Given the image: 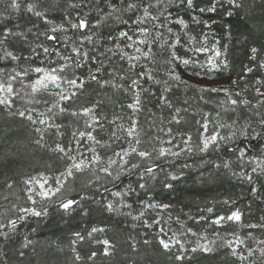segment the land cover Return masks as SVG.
<instances>
[{"label":"trees","instance_id":"obj_1","mask_svg":"<svg viewBox=\"0 0 264 264\" xmlns=\"http://www.w3.org/2000/svg\"><path fill=\"white\" fill-rule=\"evenodd\" d=\"M16 2L13 8L12 0H0V78L6 81L11 71L33 76L37 67L63 69L82 86L65 94L69 100L42 91L19 94L11 107L0 104V233H8L0 235V264H264V0H236L239 6L193 0L191 8L185 0ZM80 20L87 27L73 28ZM140 46L150 47L151 56L130 59ZM177 58L190 61L192 74L231 75L244 99L233 105L225 91L175 79ZM17 74L20 89L30 92ZM17 111L25 117L11 114ZM90 123L94 140L86 151L89 138L80 130ZM205 124L220 130L221 139L201 151ZM126 138L153 151L170 138L178 144L191 139L194 148L168 158L153 153L136 168L97 180L75 172L48 198L32 190L35 175H64L73 161L97 157L94 148L103 161L107 152L100 147L111 152ZM57 144L65 153L54 151ZM149 167L153 173L141 179ZM29 196L39 200L41 215L25 216L13 231L7 220ZM68 199L76 203L66 210L61 202ZM108 203L116 211L106 210ZM234 208L240 221L213 223ZM198 245L212 251L192 252Z\"/></svg>","mask_w":264,"mask_h":264},{"label":"rangeland","instance_id":"obj_2","mask_svg":"<svg viewBox=\"0 0 264 264\" xmlns=\"http://www.w3.org/2000/svg\"><path fill=\"white\" fill-rule=\"evenodd\" d=\"M140 49H141L140 52L135 51L136 56H138L139 59H141L143 57V52H144V51H142L143 49L141 46H140ZM42 69H44L45 71L40 72V73H36L34 71L33 76H31L29 73H25V72L19 73L18 72L20 77L24 78L23 83H25L26 85H28L30 87L29 88L30 92H27V90H25V89L21 90L20 87L18 86V84L15 82V80H16L15 76L17 74L16 72L11 71L10 73H8V79L6 81L3 78H0V83L5 84V86H6L10 82L12 84L13 89H14V93L12 95L8 96V99L13 101V99H15L17 96H19V94L23 95V93H27V94L31 95V93L33 94V93L42 92V91H47V92L57 91V92H59V94L63 93L65 95L68 92L70 93L72 91V89H74L75 86H72V85L67 83L68 80L72 79L69 77L68 72L66 70H63V71L57 70V72L55 74L62 78L57 82L59 84V87H57L56 84L46 80L45 81V83L47 84L46 89L43 87H40L39 91L33 92L30 85L35 83V81L37 79L43 78L46 74L52 73V70H53V69H47V68H42ZM174 73L176 76L182 77L185 80L193 82L194 84H197L199 86H202L205 88H211V89H215V90L225 91L226 94H228L229 101L237 100V102H238V99L240 100L244 97V95L240 91V88H241L240 85L233 81V78L231 77V75L227 74V75H222V76H219V75L218 76L217 75L204 76V75L192 74L190 71V68L188 66L184 65L181 62V60H178V58L176 59V63L174 65ZM12 77H15V79H11ZM72 92H74V91H72ZM6 95H7L6 93L0 92V98L5 97ZM261 99H262L261 96L256 97V100L260 101ZM205 125H204V129L202 130V132L199 136L202 143H203V145L200 146V149L203 148L205 140L210 141V138L213 135L217 136V140L215 142H210L209 146L216 143L217 141H219L221 139L220 130L209 129L208 127H205ZM84 131H85V134L91 133L92 137L94 138V132H93V127H92L91 123H90L89 127L81 129L80 133L84 132ZM86 138H88L87 135H86ZM171 139L172 138L167 139V140L162 139L161 142L158 144V147H156L155 150L153 151L152 149L143 148L136 143H132V141L129 138H126L123 141L121 140L119 145H117V146L112 145V147H114V150L111 152H110V150H106V149H108L107 147H100L101 149H103V151H105L107 153L103 156V161H101L99 159V162H95V161H96L97 157L98 158L100 157L99 153H101V152L98 150V148H97V150H96V148H94L95 151H97V153L95 155H98V156L91 159V160L85 161V163L87 164V167L82 168L80 171H76L75 169H73L74 174L70 177L67 176L66 174L56 175L55 178H51L48 175L47 176L46 175H40V174L35 175L34 176V185H37V186H35L32 190L37 188L36 191H37V193L40 194L41 192H48L49 189H51L52 192L49 193V196H51V195H53V193L57 194V192L55 191L57 188H59L61 191V189H63L65 187V184L67 182H69L74 177L75 172L88 171L89 172V178L91 180H94V179L97 180V179L102 178L103 175H106V174L109 175V173H111L110 175L114 176V175H117V174L125 171L126 169H130V167H132L133 164L136 165V163H138L139 160L148 159V158L150 159L153 153H154L153 156H156L158 158H162V157L168 158L170 156L174 157L175 155H173V153H177L178 155H181L186 151V149L188 151H193L194 146H193V142L191 141V139H189V140L187 139V140H185L179 144L175 143V142L171 143V141H172ZM93 140L94 139L88 140L89 146H88V149L86 148V151H89V149H91L90 141H93ZM88 143L84 142V145L86 146V144H88ZM133 147H135L137 149V152H132ZM161 150L164 151V155H160ZM124 151L129 152V155L124 156L123 160H122L121 156H123ZM139 151H146L149 153V156L140 157L137 154ZM117 153H119L120 155H117ZM134 156L136 158H134ZM79 161L80 160H78L77 162H79ZM110 161H115V163L110 164ZM124 161H127V163H124ZM104 168H107L108 171L105 172V171L101 170ZM241 173H242V175H244V169L241 171ZM57 180L60 181L59 184L57 183ZM32 184H33V181H32ZM40 184H44V187L41 188ZM43 198H44V196H41L40 199H43ZM38 201L39 200L37 198H32L28 204L22 206L21 208L27 207V208L34 209L35 211H37ZM155 205L156 204H152L151 207H156ZM19 210L13 217H10L7 220V224H9L10 220L19 221L17 219L18 216H24L25 217V216L31 214V212L23 213V212H20ZM234 211H239V213L241 214V210L234 208L227 215L221 214L218 217H220V216L227 217V216L231 215V213ZM224 220L227 221V219H224ZM224 220H222V221H224ZM240 220H241V218H240ZM3 225H5V223H3ZM236 248L237 247L232 246L233 252L237 251Z\"/></svg>","mask_w":264,"mask_h":264},{"label":"snow or ice","instance_id":"obj_3","mask_svg":"<svg viewBox=\"0 0 264 264\" xmlns=\"http://www.w3.org/2000/svg\"><path fill=\"white\" fill-rule=\"evenodd\" d=\"M185 2L187 3V6H188V7H190V8L193 7V0H185ZM215 2L218 3L219 0H215ZM229 4H230V5L239 6V5H236V0H229ZM11 6H12L13 8H18V7H19L18 4H17V2H16V0H12V5H11ZM133 8H135V5L132 4V3H129V4H128V9H133ZM32 10H33L32 7L29 6L28 11L31 12ZM205 10H206V9H203V8L200 9L201 12H203V11H205ZM207 10H209V11H215V6H213V7L210 8V9H207ZM35 14H36L37 16L41 15V13H39V12H36ZM146 14H147V11H146ZM72 27H73V28H77V27H79V29L83 30V29H85V28L87 27V22H86L85 20H80V22H79L78 25H77V24H73ZM262 30H264V29H262ZM53 31H55V29H53ZM141 32H142V34H147V29H141ZM120 36H121V37H124V38H127L129 41H132V39H133L132 36H129L127 32H121V33H120ZM48 39H50V40H54V39H56V37H55V36H49ZM89 39H91V37H89ZM133 43H135V41H133ZM139 43H140V44H144V43H146V41H145V40H141V41H139ZM127 46H128V47H132V44H129V45H127ZM48 51H49V50H48L47 48H44V52H45V53H47ZM136 51H137V52H140L141 49L137 47V48H136ZM194 51H197V52H200V51H207V49H206V48H196V49H194ZM256 51H257L256 48H252V52H253V53H255ZM7 55L12 56V53H7ZM84 55L87 56V53H85ZM217 55H219V53H217ZM143 56H144L145 58H149V57L151 56V48H150V47H149L148 51L143 52ZM12 58H13V59H16V57H14V56H13ZM130 59L136 60V59H139V57H138V56H137V57H130ZM168 62L171 63V60H169ZM181 62H182L184 65H188V64L190 63V61H189V60H186V59L181 60ZM34 71H35L36 73H40V72H43V71H45V70L42 69V68L37 67V68L34 69ZM60 71H63V69H60ZM249 71H251V69H249ZM56 72H57V70H56V69H53V70H52V73H48V74H46L43 78H41V79H37V80L35 81V83H33V84L30 85L32 91H33V92H37V91L40 90V87H43V88L46 89V88H47V84L45 83L46 80H47V81H50V82H52V83H54V84H56V86L59 87V84H58L57 82H58L60 79H62V78H61L60 76L56 75V74H55ZM17 75H19V74H17ZM11 79H15V77H12ZM92 79L95 80L96 77L93 76ZM175 79H179V76H176ZM67 83L70 84V85H72V86H75V87H80V86H82V85H77V82H76L75 79L68 80ZM132 84H133V85L137 84V81H136V80H133V81H132ZM213 90H215V89H213ZM257 91H259V90H257ZM0 92H4V93L7 94L5 97L0 98V104H2V105H6V106H8V107H11L13 101L9 100V99H8V96H10V95H12V94L14 93V89H13V87H12V84L9 82V83L5 86V84L0 83ZM59 95H60V99H62V100H69V99H71V96L64 95L63 93H60ZM74 95H75V93H72V96H74ZM261 95H264V93H261ZM139 103H140L139 96H136V98H135V103L132 104V105H129V107H132V108L135 109V108L139 105ZM231 103H232L233 105H236V104H237V100H232ZM49 111H51V109H50ZM61 111H63V109H61ZM89 111H90L89 109H85V110H84L85 114H88ZM11 114H12V115H18V116H20V117H25V115H26V111H17V112H15V113H11ZM27 119H28V120H32V116H31V115H28V116H27ZM260 122H261V124H264V118H262ZM39 123L44 124L45 121H44V120H40ZM205 127H206V125H205ZM37 131H40V130L37 129ZM134 132H135V125H133L132 128L129 129V131H128V135H129V136H132ZM85 135H86V134H85L84 132H81V133H80V136H82V137L85 136ZM87 136H88L89 139H94V138L92 137L91 133H87ZM216 140H217V136H215V135H213V136L210 138V141H209V140H205V142H204V146H203V148L201 149V151L206 150V149L208 148V146H209V143H210V142H215ZM37 143H39V141H37ZM139 143H140V141H139V139H137V140H136V144H139ZM54 151H58V152H60V153H65L66 150H65L64 147H61L59 144H57V146H56V148L54 149ZM93 151H94V150H93ZM132 152H137V149H136L135 147H133V148H132ZM137 154H138L140 157H147V156H149V153L146 152V151H139ZM117 155H120V154L117 153ZM128 155H129V152L124 151V152H123V156H121V159L123 160V157H124V156H128ZM160 155H164V151H163V150L160 151ZM173 155H178V154H177V153H173ZM69 159H73V158H72L71 156H69ZM95 162H99V158H98V157L96 158V161H95ZM114 163H115V161H110V164H114ZM124 163H127V161H124ZM84 167H87V164L85 163L84 160H80L79 162H75V161H73L71 167L67 169L66 175L70 177V176H72V175L74 174V173H73V169H75L76 171H80V170H81L82 168H84ZM136 167H138V165H135V164L132 165V168H136ZM101 170H102V171H105V172L108 171L107 168H104V169H101ZM255 171H256V169L253 168V172H255ZM152 173H153V169H152L151 167L145 169L144 174L141 175V179L144 178V175H148V174H152ZM110 174H111V173H109V175H110ZM62 175H63V174H62ZM153 178H154V176H153ZM249 179H251V177H250ZM57 183L59 184L60 181L57 180ZM139 186H140L141 188L145 187L144 184H140ZM40 187L43 188V187H44V184H40ZM55 191L58 193V192L60 191V189L57 188ZM50 192H52L51 189H49L48 192H41L40 195H41V196H44L45 198H48ZM53 194H55V193H53ZM115 195L119 196L120 193L117 192V193H115ZM28 198L31 199V196H29ZM75 203H76V202H75L74 200H72V199H68V200H66V201H62V202H61V207H63L64 209L67 210V209L71 208L72 205L75 204ZM150 206H151V205H150ZM164 207H167V206L165 205ZM106 210H108V211H116L115 207H114L113 204H111V203H108V204L106 205ZM19 211H20V212H23V213H29V212H31V213H32L33 215H35V216H39V215H41V212H39V211H35L34 209H30V208H27V207H23V208H21ZM208 211L211 212L212 209L210 208V209H208ZM24 218H25L24 216H18V217H17V219H18V220H21V221L24 220ZM240 218H241V214L239 213V211H234V212L231 213V215H229V216H227V217H223V216L218 217L215 221H213V223H219L220 221H222V220H224V219H227V220H229V221H239ZM9 224L11 225V229L14 231V230L16 229L17 221H16V220H10V221H9ZM3 227H5V225L0 224V228H3ZM93 231H98V230H97V229H93ZM0 235H5V236H7L8 233H0ZM103 243L106 245V248H105V252H104V254H105V255H109V250H108V247H107V246L109 245V242H108L107 240H105ZM145 243L147 244L148 241H145ZM177 243H179V242H177ZM159 244L162 245V247H163L164 249H166V250H167V249H170V244H169L168 242H166L164 239H160V240H159ZM229 246H231V245H229ZM198 249H199V250H202L203 252H211V251H212V249L209 248L208 246L198 245L197 248H193V249H192V252L195 253ZM233 254H235V253H233ZM21 255H23V253H21ZM92 255L95 256L96 254L93 253ZM241 258L243 259V257H241ZM175 259L178 260V261H179V260H183V259H184V256H183L182 254H180V255H176V256H175Z\"/></svg>","mask_w":264,"mask_h":264}]
</instances>
